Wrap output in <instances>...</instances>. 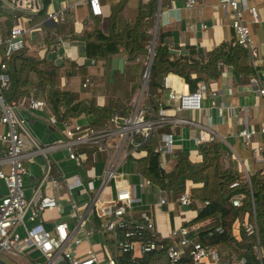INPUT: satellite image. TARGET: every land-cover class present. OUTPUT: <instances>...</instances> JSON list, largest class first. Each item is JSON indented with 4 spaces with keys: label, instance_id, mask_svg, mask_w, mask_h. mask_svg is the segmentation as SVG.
Here are the masks:
<instances>
[{
    "label": "crops",
    "instance_id": "1",
    "mask_svg": "<svg viewBox=\"0 0 264 264\" xmlns=\"http://www.w3.org/2000/svg\"><path fill=\"white\" fill-rule=\"evenodd\" d=\"M118 1L99 0L100 14L97 16L90 14L86 0H50L45 12L39 16L35 14L36 12L1 10L0 35L1 37L6 36L10 27L18 24L24 31L21 50L24 51L25 55L35 59L52 61L54 64H59L63 59L80 63L83 58V41L79 38V35L84 30L100 29L104 32L107 31L111 6ZM147 1L126 0L121 11L114 18L115 29L119 30L126 23H131L136 14L137 3H146ZM156 1L153 32L157 28L161 31L169 32V36L165 40L169 48L178 47L179 49H184V46L189 45L199 52L205 53L223 41L235 40V32L231 27L232 13L228 6H221L219 0H196L195 4L189 8L185 6V0ZM245 1L248 6L255 8L257 22H253L246 11L242 15L241 22L247 25L251 42L256 48L258 56L264 57V0ZM36 2L39 9V0H36ZM3 12H19V15L12 16L10 26L5 27V15H3ZM49 12H61L62 15L56 22H52L46 16ZM63 14L68 17L65 22L61 21ZM57 22H60L58 23V29L56 27ZM113 57L122 59L121 71H123L124 56L119 54L110 57L109 66H111L110 60ZM105 61L99 60L92 65L98 62L104 63ZM246 61L252 66H259L257 73L254 75H241L240 79L235 81L232 78L231 67L222 65L219 76L206 84V90L199 101L198 110L182 109L177 112L172 110L173 106L167 103L166 92L162 89L161 101L169 109L167 113L170 116L180 117L193 122V124H167L154 134L157 144L163 142L162 136L164 134L171 135L170 146L162 152L161 163L163 168H168L171 158L177 153L185 154L192 160L198 158V144L195 142V137L198 130L202 128L214 132L215 140L213 141L221 152L220 162L222 167L234 168L239 177L244 180H248L249 176L255 171L264 167V134L256 132L248 140L237 135L241 124L246 123L250 127L257 129L260 122L264 119V96L257 95L255 91L257 87H264V63L252 60L248 51ZM95 77V72L89 71L87 67V76L83 81H80L77 75L60 76L58 87L76 94L79 100L92 99L95 105L105 106L106 93L103 92L100 81L97 80L96 82ZM30 90H34V95L45 101L46 107L42 110L22 108L18 109L17 113L26 119L29 134L36 139L39 145L44 146V149L33 152L34 148L28 145L24 149L23 164L27 170L23 177L24 193L29 198L39 190L41 193L52 196L57 200V208L55 210L43 213V225L46 228L60 220L66 222L68 226H72L75 218L71 213V203L81 207L76 209V214L84 213L86 218L85 225L83 229L76 230L74 234L79 240L83 237L85 245L77 248V250L75 248V257H78L88 247L97 249L98 244L102 241V234L95 229L91 219L93 212H87L82 207V204L86 202L91 193L87 194L84 192L83 188H81L82 185L68 188L67 183L79 179L83 184L87 178L88 167L86 166H89V168L92 166L93 174L99 175L102 170L101 158L103 159V156L96 154L94 160L89 158L77 164L76 161L67 158V153L64 149L54 147L53 143L55 141L64 139L62 133V122L64 120H58L46 102V91L41 92L33 86L27 92ZM212 91L214 94H211ZM129 101H122L118 107L113 108L112 112L120 111L121 108L128 106ZM50 115H54L55 123L49 120ZM89 119L90 116L80 113L77 117L69 118L68 120L86 124L89 123ZM7 130L8 126L0 123V133H4ZM3 145L0 140V149ZM47 165L50 166V172L43 179ZM123 165H127V168L131 171L133 167H137L135 160H127ZM1 168L6 171L7 165L2 164ZM122 170L127 174L130 184L134 185L135 201L132 204L131 211L133 213H137L140 210L150 211L154 220L156 234L162 238H168L171 230L179 227L184 222L190 221L201 206V203L194 199L189 204L191 206L183 205L185 206L184 209L182 206H178L175 200L170 201L164 197L166 202L159 204L157 200L160 195L155 185L149 183L135 191V184H137L139 178L136 180L131 171H128V173L123 168ZM98 184L99 181H95V186ZM108 184L112 197V187L110 182ZM200 185V183L187 182L184 191L189 193L190 187ZM4 191V184L0 179V196L4 194ZM170 205L173 206L171 207ZM174 206L175 208H173ZM189 208L191 209L189 210ZM204 222L206 221L195 222L188 227L194 229ZM25 224L28 227L32 225L28 221ZM19 231L21 230L19 229ZM87 231H90V234H86ZM239 231L236 227V221H233L231 234L236 240L240 238ZM20 256L29 258L34 264H37V262L41 263L38 253L30 248L23 247L21 252L15 255L8 252H0V260L4 264H21V260L15 258ZM205 264L209 263L205 262Z\"/></svg>",
    "mask_w": 264,
    "mask_h": 264
},
{
    "label": "built area",
    "instance_id": "2",
    "mask_svg": "<svg viewBox=\"0 0 264 264\" xmlns=\"http://www.w3.org/2000/svg\"><path fill=\"white\" fill-rule=\"evenodd\" d=\"M196 0H185L186 7H192ZM9 10L36 12L38 4L36 0H0ZM221 6H228L232 13L231 27L235 32V42L246 48L252 60L264 63V57L257 54V50L251 42L247 25L241 22L242 15L246 11L253 22H257L255 8L248 6L245 0H219ZM91 15L100 14L99 0H86ZM62 13H47V18L56 22ZM23 29L17 24L10 27L6 36L0 35V123L6 124L8 130L0 133L3 147L0 149V179L4 184V194L0 196V252L17 254L23 247L35 250L41 258L37 264H125L115 255H112L104 242H100L97 249L88 247L81 256L75 257V248L80 241L74 234L76 230L83 229L86 218L83 214H76L77 206L71 203V213L75 220L72 226L62 220L54 222L49 228L43 225V213L55 210L57 200L37 190L27 198L23 188V177L27 170L23 164L25 147H33L34 151L44 149L38 144L27 129V121L17 113L18 109L42 110L46 107L45 101L34 95V90L21 94L13 100L5 101L1 96V90L8 85L6 59L23 46ZM255 62V61H254ZM85 81H87L85 79ZM83 85H85L83 83ZM147 78L141 74L138 89L134 91L125 112H112L109 117L99 124H79L77 122L63 121L62 133L64 139L53 143L54 147L62 148L67 153V158L80 164L96 154L101 158L102 170L99 175L93 174L87 177L82 184L79 179L67 183L68 188L81 186L88 196L82 204L85 211L93 212L101 219L99 232H109L113 238V248L116 254H122L136 249L138 253L148 252L157 248H163L165 264H177L180 257L186 254L190 264H244V248L237 247V252L232 248L219 251L216 246L204 245L187 236L188 226L180 225L171 230L168 239L174 240L163 247L156 244L151 237L162 238L156 234L152 214L148 210H140L135 216L131 214L134 198V185L127 179V174L121 170L122 165L130 158V152L138 150L141 142L156 129L171 123L193 124L190 120L176 116H170L163 102L158 103L156 111L143 105L147 96ZM162 88L166 92L167 103L173 106L174 111L182 109L198 110L199 101L206 90V84L200 82L194 91H189L182 77L166 72L162 78ZM257 95L264 96V87L255 89ZM211 94H214L212 91ZM49 120L55 123L54 115ZM256 132L264 134V119L257 129L248 124H241L237 135L248 140ZM170 134L162 136V145L155 147L158 152H163L171 144ZM215 134L205 128L199 129L195 137L196 144L213 142ZM88 152L90 156H88ZM94 162V161H93ZM7 165L6 171L1 168ZM50 166L47 165L43 179L48 176ZM95 181L99 184L95 186ZM110 182L112 197L109 200L98 199L105 185ZM150 182L139 177L137 187L142 188ZM235 185V182L230 186ZM240 195L231 198L233 206H238ZM193 200L187 191L181 192L175 199L178 206L188 205ZM157 202L164 204L166 200L159 196ZM248 219L247 213L241 218H236V227L242 229L246 236L252 237L251 249L258 264H262L261 246L258 242L257 227L254 219ZM129 218L125 220L124 215ZM28 221L32 225L26 226ZM121 228V234L117 229ZM19 229L21 231H19ZM86 234H90L87 231ZM150 235V237H146ZM240 239V238H239Z\"/></svg>",
    "mask_w": 264,
    "mask_h": 264
},
{
    "label": "trees",
    "instance_id": "3",
    "mask_svg": "<svg viewBox=\"0 0 264 264\" xmlns=\"http://www.w3.org/2000/svg\"><path fill=\"white\" fill-rule=\"evenodd\" d=\"M49 2L50 0H39V9L35 14L42 15ZM125 2L126 0H119L111 6L107 31L84 30L79 35L83 41V58L80 63L63 59L59 64H54L52 61L27 56L21 49L14 51L6 59L5 73L8 85L1 90L3 99L5 101L13 100L33 86L41 92L46 91L45 100L58 120L66 121L69 118L77 117L80 113L90 116L89 124L102 123L106 120L112 113V108L97 106L92 99L79 100L76 94L59 89L58 82L60 76L73 75H77L80 81H83L87 76L89 65L99 60L109 62L110 57L119 54L124 56V63L138 62L141 65L140 73L143 72L144 62L152 44L153 20L157 1L138 2L136 14L131 23H126L116 30L114 18L121 11ZM18 13L3 12L5 27L10 26L11 17L18 16ZM66 18H68L67 15L63 14L61 21H67ZM60 22H57V29ZM168 36L169 32L167 31H161L159 28L155 30L147 75V96L143 101V105L153 111H156L158 103L162 102V78L166 72L182 77L189 91H194L200 82L208 84L215 80L219 76L222 65L231 67L232 78L235 81H238L241 75H254L259 70V66L247 63V49L237 44L233 39L223 41L205 53L187 45L184 46L186 53L179 54L168 51L169 46L165 41ZM174 49L179 48L174 47ZM128 107L125 106L120 111L125 112ZM163 126L156 129L157 132L163 129ZM157 145H162V142L157 144L154 134H150L139 146L144 149V154L136 159H129L135 160L140 176L155 185L159 195L167 200L174 201L186 189L187 182L201 184L189 188V196L192 200L197 199L201 206L196 215L182 225L190 226L195 222H206L189 230L187 236L201 244L216 246L219 251L232 248L237 252V247H243L242 254L246 258L244 264H258L251 249L253 238L246 236L240 229V239L236 240L231 234V224L236 218H241L244 213L250 214L253 209L258 242L260 246L262 243L264 244V167L255 171L248 180L240 178L234 168L222 167L221 152L213 141L198 144L199 156L194 160L182 153L175 154L166 169L163 168L160 161L161 152L155 150ZM88 156H90L89 152ZM233 182L235 185L230 186ZM236 195H240L239 204L233 206L230 200ZM131 212L135 216L136 213ZM124 217L125 220L129 218L126 214ZM91 219L95 229L99 231L101 219L94 213H92ZM248 219H252L250 215H248ZM121 230L118 228L117 232L121 234ZM101 234L102 242L107 245L112 255L125 264H165L163 248L141 254L136 249L116 254L111 234L109 232H101ZM148 236L150 237V235L146 237ZM151 238L155 240L156 244H162L163 247L174 241L168 238L159 239L156 236ZM261 261L264 264V255L261 257ZM177 264H190V259L186 254H183Z\"/></svg>",
    "mask_w": 264,
    "mask_h": 264
},
{
    "label": "rangeland",
    "instance_id": "4",
    "mask_svg": "<svg viewBox=\"0 0 264 264\" xmlns=\"http://www.w3.org/2000/svg\"><path fill=\"white\" fill-rule=\"evenodd\" d=\"M8 11V7L5 6L3 2H0V12ZM1 51V50H0ZM140 64L138 62L135 63H125L124 70L121 71L119 69H111L106 60L104 63L98 62L95 65H89V71L95 72L96 74V82L100 81L103 87V92L106 93V100L104 105L110 108H116L122 101L130 100L132 97L134 90L138 89L141 79L140 73ZM91 73V72H90ZM140 73V74H139ZM157 130H155L152 134H156ZM153 136V135H152ZM144 154V149L139 148L138 150H133L130 152V158H138L140 155ZM161 158H163V154L161 152ZM130 159H128L129 161ZM161 161V160H160ZM84 166V165H83ZM88 167L87 177L93 175L92 166ZM126 172L131 171L127 168V165H123L122 167ZM122 168H120L122 170ZM129 173V172H128ZM131 173L136 177V180L140 177V172L138 166L133 167ZM134 177V178H135ZM109 184H107L99 195L98 199L100 200H109L111 198V193L109 190ZM139 190L137 185L135 184V191ZM171 206V205H170ZM173 206V205H172ZM171 206V207H172ZM81 207L78 206V209ZM175 208V206L173 207ZM172 208V209H173ZM191 208H189L190 210ZM252 210V209H251ZM176 212V211H174ZM252 217V213L249 214ZM85 245V241L83 237L76 245V250L79 247H83ZM231 249V248H230ZM261 253L264 255V244H261ZM4 254V253H2ZM21 260V264H30L31 260L25 256L15 257ZM210 264V263H209Z\"/></svg>",
    "mask_w": 264,
    "mask_h": 264
},
{
    "label": "water",
    "instance_id": "5",
    "mask_svg": "<svg viewBox=\"0 0 264 264\" xmlns=\"http://www.w3.org/2000/svg\"><path fill=\"white\" fill-rule=\"evenodd\" d=\"M154 38H155V30L153 32L152 44H151V47L149 48L148 55H147V59L145 61V65H144V69H143V76H145L146 78H147L148 71H149V66H150V61H151V55H152ZM168 51L170 53H179V54H185L186 53V50L185 49H173V48H169ZM122 62L123 61H122L121 58H117V57L111 58V60H110L111 68L112 69L117 68V69L121 70ZM182 207L185 209V206H182ZM0 264H4L3 261L0 260Z\"/></svg>",
    "mask_w": 264,
    "mask_h": 264
}]
</instances>
